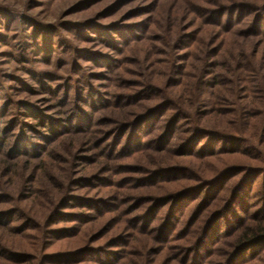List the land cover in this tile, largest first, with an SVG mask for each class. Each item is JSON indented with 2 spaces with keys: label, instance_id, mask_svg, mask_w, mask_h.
<instances>
[{
  "label": "rangeland",
  "instance_id": "1",
  "mask_svg": "<svg viewBox=\"0 0 264 264\" xmlns=\"http://www.w3.org/2000/svg\"><path fill=\"white\" fill-rule=\"evenodd\" d=\"M258 227L264 0H0V264H264Z\"/></svg>",
  "mask_w": 264,
  "mask_h": 264
},
{
  "label": "trees",
  "instance_id": "2",
  "mask_svg": "<svg viewBox=\"0 0 264 264\" xmlns=\"http://www.w3.org/2000/svg\"><path fill=\"white\" fill-rule=\"evenodd\" d=\"M219 213L215 214L210 220H208L209 223L216 220L220 216ZM262 242H264V227H258L256 231L246 230L241 236H239L235 249L237 250V254H239Z\"/></svg>",
  "mask_w": 264,
  "mask_h": 264
}]
</instances>
